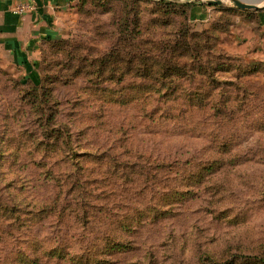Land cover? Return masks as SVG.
<instances>
[{"label":"rangeland","instance_id":"1","mask_svg":"<svg viewBox=\"0 0 264 264\" xmlns=\"http://www.w3.org/2000/svg\"><path fill=\"white\" fill-rule=\"evenodd\" d=\"M194 6L72 0L0 54V264H264V2Z\"/></svg>","mask_w":264,"mask_h":264},{"label":"crops","instance_id":"2","mask_svg":"<svg viewBox=\"0 0 264 264\" xmlns=\"http://www.w3.org/2000/svg\"><path fill=\"white\" fill-rule=\"evenodd\" d=\"M253 1L257 0H244ZM72 0H0V54L9 65L19 64L26 70L33 66L38 45L57 35L56 20L69 9ZM17 5H31L23 12L14 11ZM197 3L195 8L203 10Z\"/></svg>","mask_w":264,"mask_h":264},{"label":"water","instance_id":"3","mask_svg":"<svg viewBox=\"0 0 264 264\" xmlns=\"http://www.w3.org/2000/svg\"><path fill=\"white\" fill-rule=\"evenodd\" d=\"M181 1L198 3V4L205 3L208 5H220L225 0H181ZM228 1L232 2L234 5L240 8H246V9L259 8V4L264 2V0H257V3L256 1L253 2V1H244V0H228Z\"/></svg>","mask_w":264,"mask_h":264},{"label":"built area","instance_id":"4","mask_svg":"<svg viewBox=\"0 0 264 264\" xmlns=\"http://www.w3.org/2000/svg\"><path fill=\"white\" fill-rule=\"evenodd\" d=\"M31 7H32L31 5H17V6H15L14 11L20 13V12L25 11L27 8L31 9Z\"/></svg>","mask_w":264,"mask_h":264},{"label":"trees","instance_id":"5","mask_svg":"<svg viewBox=\"0 0 264 264\" xmlns=\"http://www.w3.org/2000/svg\"><path fill=\"white\" fill-rule=\"evenodd\" d=\"M187 6H190V5H187ZM191 6H192V5H191ZM191 6H190V7H191ZM46 39H48V40H49V38H46ZM46 39H44L43 41H45ZM48 40H46V41H48Z\"/></svg>","mask_w":264,"mask_h":264}]
</instances>
